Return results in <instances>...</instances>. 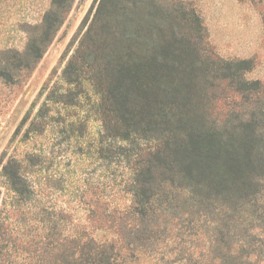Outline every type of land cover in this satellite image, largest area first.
Listing matches in <instances>:
<instances>
[{
	"label": "trees",
	"instance_id": "16d2710c",
	"mask_svg": "<svg viewBox=\"0 0 264 264\" xmlns=\"http://www.w3.org/2000/svg\"><path fill=\"white\" fill-rule=\"evenodd\" d=\"M63 11L46 12L22 69L39 60ZM80 30L62 78L76 96L85 85L97 96L98 151L120 158L129 202L106 200L108 234L59 233L54 220L27 219L38 207L37 188L24 184L16 161L6 162V264H121L141 245L138 228L173 215L179 201L189 213L214 212L219 233L239 235L231 236L229 259L217 250L221 264L264 261V123L217 104L223 82H236L240 94L258 83L243 77L250 60L204 56L202 21L184 0H95Z\"/></svg>",
	"mask_w": 264,
	"mask_h": 264
},
{
	"label": "rangeland",
	"instance_id": "374dc122",
	"mask_svg": "<svg viewBox=\"0 0 264 264\" xmlns=\"http://www.w3.org/2000/svg\"><path fill=\"white\" fill-rule=\"evenodd\" d=\"M158 1L166 5L174 0ZM184 1L202 21L201 53L250 60L243 77L258 81L246 84L243 94L234 91L236 82H223L217 104L264 123V0ZM94 4L95 0H0V264H6L10 197L2 166L8 161L19 164L24 184L37 188L38 207L31 209L27 219L54 220L56 232L108 234L106 200L122 208L129 202L123 191L128 172L120 158L110 161L98 151L97 96L87 85L76 96L77 88L69 89L62 78L80 25ZM52 6L64 10L63 20L34 67L24 70L19 59L28 41L40 36L44 15ZM58 96L66 102L54 101ZM171 211L169 216L175 217L160 216L156 225L149 223L150 229L146 223L138 228L141 245L121 264H221L215 258L217 250L229 259L227 246L233 235L227 229L224 235L219 233L214 212L189 213L181 201ZM251 261L264 264L260 258ZM22 263L24 259L16 264Z\"/></svg>",
	"mask_w": 264,
	"mask_h": 264
}]
</instances>
